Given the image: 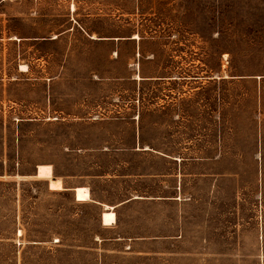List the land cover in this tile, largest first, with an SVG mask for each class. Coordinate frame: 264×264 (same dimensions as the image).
Returning <instances> with one entry per match:
<instances>
[{
  "label": "rangeland",
  "instance_id": "374dc122",
  "mask_svg": "<svg viewBox=\"0 0 264 264\" xmlns=\"http://www.w3.org/2000/svg\"><path fill=\"white\" fill-rule=\"evenodd\" d=\"M0 264H264V0H0Z\"/></svg>",
  "mask_w": 264,
  "mask_h": 264
},
{
  "label": "bare ground",
  "instance_id": "6f19581e",
  "mask_svg": "<svg viewBox=\"0 0 264 264\" xmlns=\"http://www.w3.org/2000/svg\"><path fill=\"white\" fill-rule=\"evenodd\" d=\"M72 10H75L74 5L72 6ZM93 37L96 38V36H93ZM133 38L135 40L140 39L138 35H134ZM22 67L25 68V66H22ZM138 79H141V77L138 76ZM75 194H76L77 201L86 202V201L91 200L90 189L87 187L76 188ZM102 222H103V225H106V226L113 225L116 222V214L110 210L105 211L102 215Z\"/></svg>",
  "mask_w": 264,
  "mask_h": 264
},
{
  "label": "crops",
  "instance_id": "0c3cea01",
  "mask_svg": "<svg viewBox=\"0 0 264 264\" xmlns=\"http://www.w3.org/2000/svg\"><path fill=\"white\" fill-rule=\"evenodd\" d=\"M94 38V37H93ZM147 149H150L149 147H146ZM78 187H87V186H78ZM78 187H75L74 188V192H75V189L76 188H78ZM87 188H89V187H87ZM90 195H91V191H90ZM75 198H76V194H75ZM77 200V199H76ZM81 202V201H80ZM107 210H110V211H113L114 213H115V211H114V207L113 206H107ZM110 208V209H109ZM107 210H105V211H107ZM104 213V212H103ZM116 214V213H115ZM103 215V214H102ZM116 222H117V215H116ZM116 222L114 223V224H116ZM103 223V222H102ZM104 226H106V225H104ZM111 226V225H110Z\"/></svg>",
  "mask_w": 264,
  "mask_h": 264
}]
</instances>
